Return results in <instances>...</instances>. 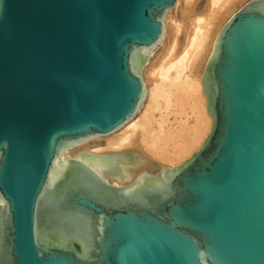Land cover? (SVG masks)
Segmentation results:
<instances>
[{"label": "water", "instance_id": "obj_1", "mask_svg": "<svg viewBox=\"0 0 264 264\" xmlns=\"http://www.w3.org/2000/svg\"><path fill=\"white\" fill-rule=\"evenodd\" d=\"M174 3L0 0V264H264V0L214 37L188 157L72 152L141 107Z\"/></svg>", "mask_w": 264, "mask_h": 264}, {"label": "bare ground", "instance_id": "obj_2", "mask_svg": "<svg viewBox=\"0 0 264 264\" xmlns=\"http://www.w3.org/2000/svg\"><path fill=\"white\" fill-rule=\"evenodd\" d=\"M242 1L204 0L199 7L197 0H175L165 16V32L156 58H148L143 68L146 97L141 107L118 129L87 139L75 145L72 152L83 148L132 151L134 158L127 166L130 178L138 169L151 168L152 161L175 165L188 157L201 144L211 124L201 86L203 64L218 29Z\"/></svg>", "mask_w": 264, "mask_h": 264}, {"label": "rangeland", "instance_id": "obj_3", "mask_svg": "<svg viewBox=\"0 0 264 264\" xmlns=\"http://www.w3.org/2000/svg\"><path fill=\"white\" fill-rule=\"evenodd\" d=\"M198 2H199V7H201L202 5H203V1L204 0H197ZM244 1H246V0H244ZM244 1H242L241 3H239L236 7H235V9L233 10V11H235V10H237L240 6H241V4L244 2ZM176 12H177V16H179V9H177L176 10ZM180 17V16H179ZM179 19V18H178ZM181 39H182V37H181ZM157 50H158V48L153 52V54L151 55V57L150 58H152V59H155L156 57H155V53L157 52ZM157 115H158V113H157ZM169 120H171L172 122H174V120H173V115H171V114H169ZM100 141L101 142H103L101 139H100ZM156 160V159H155ZM158 161V160H157Z\"/></svg>", "mask_w": 264, "mask_h": 264}]
</instances>
